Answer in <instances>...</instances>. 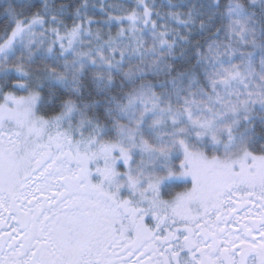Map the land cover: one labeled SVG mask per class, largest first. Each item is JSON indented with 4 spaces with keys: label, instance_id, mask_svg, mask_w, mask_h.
I'll return each mask as SVG.
<instances>
[{
    "label": "snow or ice",
    "instance_id": "1",
    "mask_svg": "<svg viewBox=\"0 0 264 264\" xmlns=\"http://www.w3.org/2000/svg\"><path fill=\"white\" fill-rule=\"evenodd\" d=\"M98 6L0 2V264H264V0Z\"/></svg>",
    "mask_w": 264,
    "mask_h": 264
},
{
    "label": "trees",
    "instance_id": "2",
    "mask_svg": "<svg viewBox=\"0 0 264 264\" xmlns=\"http://www.w3.org/2000/svg\"><path fill=\"white\" fill-rule=\"evenodd\" d=\"M0 2H3V0H0ZM92 2L97 3V10H96V13H95V15H94V19H96V20H103L104 17H103V15L99 12L98 0H92ZM109 2H112V0H109ZM123 2H124V4H125V7H132V6H134L135 0H123ZM162 2H164V0H157V3H158V4H159V3H162ZM163 10L166 11L167 9H163ZM68 23L70 24L71 21L69 20ZM5 24H6L5 19H3L2 17H0V31L3 30V27H4ZM115 30H116V26L113 25V27H112V32H113V34L115 33ZM105 31H107V29H105ZM177 190H181V189L178 188V189H176V191H177Z\"/></svg>",
    "mask_w": 264,
    "mask_h": 264
},
{
    "label": "flooded vegetation",
    "instance_id": "3",
    "mask_svg": "<svg viewBox=\"0 0 264 264\" xmlns=\"http://www.w3.org/2000/svg\"><path fill=\"white\" fill-rule=\"evenodd\" d=\"M177 191H179V190H177ZM10 223H12V222L10 221Z\"/></svg>",
    "mask_w": 264,
    "mask_h": 264
},
{
    "label": "rangeland",
    "instance_id": "4",
    "mask_svg": "<svg viewBox=\"0 0 264 264\" xmlns=\"http://www.w3.org/2000/svg\"><path fill=\"white\" fill-rule=\"evenodd\" d=\"M116 31V30H115Z\"/></svg>",
    "mask_w": 264,
    "mask_h": 264
}]
</instances>
